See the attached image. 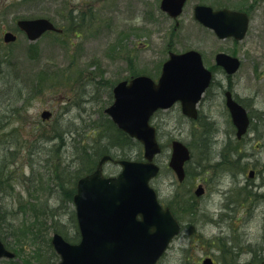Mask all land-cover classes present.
<instances>
[{
  "label": "rangeland",
  "instance_id": "obj_1",
  "mask_svg": "<svg viewBox=\"0 0 264 264\" xmlns=\"http://www.w3.org/2000/svg\"><path fill=\"white\" fill-rule=\"evenodd\" d=\"M200 2L247 10V36L241 41L218 38L193 17V6ZM160 4L0 0V235L17 254L0 264L60 260L51 245L54 228L75 236L69 195L76 189L78 158L85 147L90 149L95 124L106 120L113 87L138 74L157 79L170 51L192 48L202 52L215 77L199 103V119H187L179 104L153 119L164 150L152 185L183 226L158 264H201L206 256L217 264H246L263 252L264 0H190L177 19ZM22 17L51 18L64 32L30 41L18 29ZM6 30L17 34L15 42L3 41ZM219 51L241 58L235 75L216 65ZM225 89L253 117L241 139L225 104ZM44 110L53 112L51 119L43 121ZM173 139L192 150L184 182L169 167ZM250 169H255L253 178ZM104 170L120 168L108 162ZM199 183L205 187L200 196L195 193Z\"/></svg>",
  "mask_w": 264,
  "mask_h": 264
},
{
  "label": "water",
  "instance_id": "obj_2",
  "mask_svg": "<svg viewBox=\"0 0 264 264\" xmlns=\"http://www.w3.org/2000/svg\"><path fill=\"white\" fill-rule=\"evenodd\" d=\"M186 0H163L161 7L171 16H178ZM195 17L215 30L220 38L245 37L249 16L246 12L223 8L215 10L208 5H196ZM31 40L40 37L47 30L58 29L45 17L21 19L18 21ZM12 32L5 34L7 42L14 41ZM217 62L229 74L240 67L238 57L224 52L217 54ZM212 72L208 70L197 50L171 53L164 63L159 81L148 75H138L123 80L114 88V102L106 112L119 128L137 137L145 147L146 161L119 160L122 171L117 176H105L103 164L110 159L103 156L97 168L78 180L74 195L77 218L82 235L79 243L73 244L55 233L52 243L61 255L57 264H155L167 249L172 238L181 230L178 220L169 208H164L150 180L159 166L152 160L160 151L156 128L149 122L159 108H168L181 101L183 112L197 117L196 104L210 85ZM227 105L241 137L250 123L246 109L226 92ZM51 112L44 111L47 118ZM187 146L181 141L173 142L170 165L182 180L183 165L189 159ZM200 187L197 194L203 193ZM14 257L15 252L6 248L0 239V259ZM203 264H214L211 258Z\"/></svg>",
  "mask_w": 264,
  "mask_h": 264
},
{
  "label": "trees",
  "instance_id": "obj_3",
  "mask_svg": "<svg viewBox=\"0 0 264 264\" xmlns=\"http://www.w3.org/2000/svg\"><path fill=\"white\" fill-rule=\"evenodd\" d=\"M110 96H112V93H110ZM91 137L92 143L90 144V149H87L85 147L82 150L81 156H79L78 158V163H80V166L78 168L79 171L77 174V180L81 176L91 172L97 165V159L100 158L103 154L111 152L114 153L115 149H117L120 151V153L116 154L122 155L123 157L129 155L126 147L127 145L131 144V138L127 136L123 131L118 129V127L107 116L104 122L95 124ZM135 156L140 157L141 152L136 153ZM75 191L76 189L74 188L73 192H71L69 195V199L71 202ZM60 206H62V204ZM75 218L76 217L74 215V221H76ZM54 230L62 232L58 227H55ZM65 237L71 241H75L79 237V232L77 230L75 236L72 238H70L69 236ZM53 254H55L54 251Z\"/></svg>",
  "mask_w": 264,
  "mask_h": 264
},
{
  "label": "flooded vegetation",
  "instance_id": "obj_4",
  "mask_svg": "<svg viewBox=\"0 0 264 264\" xmlns=\"http://www.w3.org/2000/svg\"><path fill=\"white\" fill-rule=\"evenodd\" d=\"M247 183H250V182L247 181ZM259 259H260L261 261H256V260L252 259V261H249V262H254L255 264H260V263L264 260V250H263L262 253H260V255H259Z\"/></svg>",
  "mask_w": 264,
  "mask_h": 264
}]
</instances>
